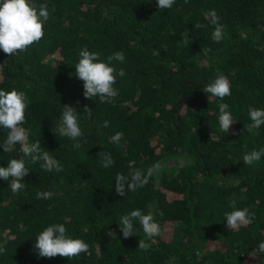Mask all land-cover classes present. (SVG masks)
Listing matches in <instances>:
<instances>
[{"label": "trees", "instance_id": "trees-1", "mask_svg": "<svg viewBox=\"0 0 264 264\" xmlns=\"http://www.w3.org/2000/svg\"><path fill=\"white\" fill-rule=\"evenodd\" d=\"M35 2L48 5L44 37L16 56L0 50V89L26 94L28 142L39 140L63 170L27 163L26 187L18 194L10 180L0 179V264H264L258 251L264 241V157L253 165L242 160L264 148V125L246 131L248 110L264 109V0H176L168 10L158 9L156 0ZM211 10L225 26L219 43L206 19ZM198 22L205 27L196 29ZM82 48L105 62L124 53V62H111L125 71L117 76L113 103L84 98L83 81L75 76ZM204 49L211 50L205 55ZM221 73L231 84L223 100L202 89ZM220 103L236 120L229 133L219 128ZM64 104L76 108L84 130L79 149L57 131ZM116 132L123 133L119 145L109 142ZM7 134L0 128V144ZM19 147L11 153L0 147V166L22 156ZM100 152L112 155V167L102 166ZM170 160L144 187L127 192L126 185L125 196L116 194L117 173L146 172ZM41 191L54 195L37 199ZM233 200L255 216L238 230L225 227ZM134 209L152 213L161 235L149 240L134 221L133 236L123 238L120 217ZM57 223L88 243L89 252L70 260L40 257L36 236ZM141 239L149 250L138 248Z\"/></svg>", "mask_w": 264, "mask_h": 264}, {"label": "clouds", "instance_id": "clouds-1", "mask_svg": "<svg viewBox=\"0 0 264 264\" xmlns=\"http://www.w3.org/2000/svg\"><path fill=\"white\" fill-rule=\"evenodd\" d=\"M176 0H156V6L161 10H168L173 7ZM188 3V0H185ZM50 18L48 5L41 3L37 5L35 0H0V50L9 57L16 56L25 52L31 45L39 43L44 37V25ZM206 19L213 27L211 39L219 43L226 35L225 26L219 23V16L215 10L207 13ZM196 29L204 28L205 25L195 23ZM187 43V38H182ZM211 49H204L205 55ZM112 61H125V55L122 51H117L107 57V62L100 59V53L90 52L87 48H82L79 52V60L75 64V76L83 81V96L86 99L98 98L100 103H113L118 96V89L114 87L117 76H124V69L117 70L111 66ZM203 91L211 94L213 97L223 100L231 95V84L227 76L218 74L216 78L204 86ZM28 99L23 91L13 88L10 91L0 89V128L7 129L8 134L0 147L4 153L14 152L15 146L19 145V152L22 154L18 159H9L6 167L0 166V179L11 181L9 187L14 194L22 192L26 184L24 178L29 175L30 167L27 163H40V167L46 172L62 171L63 167L60 161L49 151H42L39 140L29 143V130L22 125L25 123V111L28 106ZM219 108V128L225 133H229L231 126L235 123L232 113L228 110L227 103H220ZM88 117L92 115V109L87 106L83 109ZM251 123L246 125V131L252 132L264 125V109L250 108L248 110ZM104 127L109 126L108 121H104ZM61 136H66L74 141L72 147L79 149L81 147L80 139L84 138V130L80 127L77 110L69 104L62 107L60 124L57 129ZM123 138L122 132H116L109 138V142L119 145ZM102 157V166L110 168L115 161L110 153L100 152ZM264 157V148L253 149L242 158L246 165H253ZM27 158V162L26 159ZM164 165L161 162H155L147 168L146 172L133 168L127 175L117 173L115 176V192L119 196H125L126 185L127 192L135 191L149 183L154 175H158ZM37 199H51L54 193L50 191L37 192ZM233 211L225 212L226 224L228 230H238L241 226H247L255 219L254 214L249 213L248 208H236V201L230 202ZM134 221L141 225L145 236L152 240L161 235V227L155 222L153 214H144L140 209H134L128 214L120 217L119 225L123 238L127 239L133 236ZM67 230L64 224L57 223L43 229L37 236L34 248L38 255L44 258L67 257L69 260L79 257L82 253L89 252V244L83 239L71 238L66 234ZM151 245L141 239L138 248L142 251L149 250ZM258 251L264 253V241L258 245ZM5 252L4 247H0V254Z\"/></svg>", "mask_w": 264, "mask_h": 264}, {"label": "rangeland", "instance_id": "rangeland-1", "mask_svg": "<svg viewBox=\"0 0 264 264\" xmlns=\"http://www.w3.org/2000/svg\"><path fill=\"white\" fill-rule=\"evenodd\" d=\"M180 161H181V160H175V162H177V163H180ZM173 162H174V161L170 160V161H166V163L164 162V163H162V164H163L164 166H165V165L169 166V165H171Z\"/></svg>", "mask_w": 264, "mask_h": 264}]
</instances>
